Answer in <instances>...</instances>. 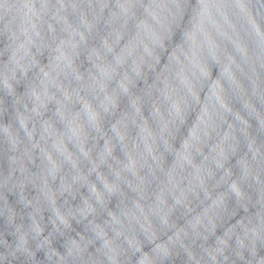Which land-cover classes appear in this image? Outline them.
Here are the masks:
<instances>
[{"label": "water", "instance_id": "1", "mask_svg": "<svg viewBox=\"0 0 264 264\" xmlns=\"http://www.w3.org/2000/svg\"><path fill=\"white\" fill-rule=\"evenodd\" d=\"M0 264H264V0H0Z\"/></svg>", "mask_w": 264, "mask_h": 264}]
</instances>
